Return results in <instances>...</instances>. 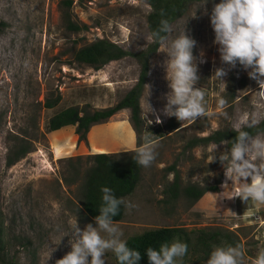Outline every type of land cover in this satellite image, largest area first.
Masks as SVG:
<instances>
[{"label": "rangeland", "instance_id": "1", "mask_svg": "<svg viewBox=\"0 0 264 264\" xmlns=\"http://www.w3.org/2000/svg\"><path fill=\"white\" fill-rule=\"evenodd\" d=\"M0 0V21L8 25L0 34V208L9 237L27 236L33 246H15L22 264L30 263L36 253L38 264H56L71 251L70 241L76 224L83 230L95 220L87 218L81 205L80 185L66 186L62 181L67 159L94 154H120L137 149V135L130 123L131 112L124 110L106 123L94 126L88 144L79 142L76 128L68 127L49 134L36 143L34 152L11 168L6 167L9 138L32 127L33 118L41 131L57 112L78 106L101 110L115 106L135 87L140 66L133 57L112 62L97 71L75 62L76 52L98 39H108L131 53L148 47L151 35L148 15L151 7L145 0ZM207 0L193 4L187 14L172 25L166 43L186 32L197 44L193 48L200 80L196 87L204 91V107L211 115L182 122L163 116L161 110L170 92L163 62L167 53L159 52L151 60L148 84L141 99L142 116L153 123L142 135L155 144L156 159L142 167V179L135 193L125 200L135 205L126 209L117 226L122 239L146 231L184 228L226 230L243 243L245 264H252L264 248V205L231 197L221 187L225 180L219 155L226 144L201 146L186 150L195 137L233 128L242 117L264 119V96L248 71L237 64L223 65L210 15L214 4ZM66 13L72 21L86 26L80 33L67 29ZM207 13V14H206ZM203 53V56L201 55ZM203 59L204 63H201ZM228 69L223 80L211 78L217 68ZM61 94L62 102L54 110L43 107L45 99ZM224 99L226 104L219 105ZM159 113L163 123H155ZM178 128L176 131L171 129ZM264 136V134H261ZM217 155L216 162L209 159ZM171 168H174L173 170ZM178 175L180 189L190 184L209 187L219 184L218 193H207L194 203L182 194L172 201L167 194ZM250 182V179H249ZM101 235H105L101 233ZM15 245V243H14ZM105 264H117L114 253L107 251ZM91 257H89V261ZM183 260V258H182ZM181 262V261H180ZM185 264H192L186 261Z\"/></svg>", "mask_w": 264, "mask_h": 264}, {"label": "clouds", "instance_id": "2", "mask_svg": "<svg viewBox=\"0 0 264 264\" xmlns=\"http://www.w3.org/2000/svg\"><path fill=\"white\" fill-rule=\"evenodd\" d=\"M160 15H165L163 9ZM210 22L215 33L214 43L219 46L221 63L229 69H235L239 64L243 69L250 70L249 78L257 82L260 95L264 96V0H221L214 4ZM172 31L169 21L161 19L152 36L160 45L158 51L167 53L169 57L163 62V67L171 91L164 96L167 103L161 112L163 116L175 117L183 124L211 113L204 107V91L196 87L200 77L194 63L193 48L197 42L184 32L169 46L166 41ZM200 62L206 61L201 59ZM227 74L228 69L220 67L211 78L223 80ZM225 104L224 99L219 100L220 106ZM150 109L156 116L155 123H163L160 114L151 106ZM148 114L142 118L151 125L153 121L148 119ZM257 123L256 119L248 120L246 116L235 123L233 131L237 136L232 140L230 150L220 153L218 159L224 168L225 180L221 185L224 192L230 187L228 182H232L229 199L239 197L246 204L251 201L264 205V136H253L243 130ZM155 159V144L145 136L143 145L134 150L133 160L138 166L150 167ZM216 160L217 155L211 157L208 164ZM101 192L102 204L100 214L95 217L96 226L89 223L81 230L76 224L70 241L71 251L58 259L56 264H105L103 257L107 251L114 253L118 264H139L141 252L131 249L122 239L123 233L113 219L119 215L121 205L126 209L135 205L124 198H117L109 187H102ZM187 251V244L176 239L171 243H161L159 249L149 247L146 254L149 264H178ZM206 264H245L242 246H214ZM252 264H264V248L259 250Z\"/></svg>", "mask_w": 264, "mask_h": 264}, {"label": "trees", "instance_id": "3", "mask_svg": "<svg viewBox=\"0 0 264 264\" xmlns=\"http://www.w3.org/2000/svg\"><path fill=\"white\" fill-rule=\"evenodd\" d=\"M145 1L151 7V12L148 15V29L151 35V42L146 49L138 53H131L108 39H98L80 48L74 56L76 63L97 71L112 62L120 61L126 57L135 58L140 66V74L135 87L120 102L109 108L95 110L90 106L83 108L73 106L63 109L54 114L45 123L43 131L40 130L37 116L35 115L32 127L20 130V132L12 134L9 138L6 157L7 168H11L34 152L36 143L41 139H45L49 134L68 127H75V133L79 137V142L88 144V135L94 126L108 122L124 110H130L131 112L130 123L137 135V148L143 145L142 135L145 122L142 118L141 99L148 84L151 60L160 49L159 43L156 42L152 34L158 29L161 19H167L173 25L187 14L193 4L206 0ZM64 4L70 9L73 2L72 0L66 1ZM161 9L165 13L163 17L160 15ZM64 21L70 32L80 33L84 29H87L86 26L74 23L69 13L65 14ZM7 26L6 22L0 21V34L4 32ZM61 102V94L56 96L51 95L45 99L43 107L47 110H54ZM177 129L173 128L171 130L176 131ZM243 130L248 131L253 136L264 134V119L258 125L250 128L244 127ZM236 136L237 133L233 131V128L220 129L208 136L191 139L186 145V150H193L211 144H226L227 149L230 150L232 140ZM133 155L134 151L120 154H94L86 157L79 156L67 159V167L61 177L62 181L68 187L74 184L80 185L81 205L83 213L87 218L95 220V217L100 214L99 207L102 204V187H109L117 198L126 199L135 193L142 179V166L136 165ZM171 169L173 170L174 168ZM219 186V184H215L201 188L190 184L180 189L177 175L174 183L169 187L167 194L170 195L172 201L177 200L182 194L190 201L196 203L209 192L218 193L220 191ZM125 212L126 208L121 205L119 215L113 218L115 223L121 222L124 219ZM176 239L186 243L188 246L187 254L178 264H185L186 261L192 264H206L214 246H235L239 244L243 248L241 238L230 231L200 229L188 232L184 228L178 227L149 230L129 238L126 242L131 249L141 252L139 264H149L146 254V250L149 247L159 249L161 243H171ZM17 245L22 246L24 249H30L33 246L32 240L27 236L9 237L6 222L0 208V264H22L19 254L13 252L14 247ZM36 257V253H33L30 263L26 264H38ZM114 258L118 264L115 255Z\"/></svg>", "mask_w": 264, "mask_h": 264}, {"label": "crops", "instance_id": "4", "mask_svg": "<svg viewBox=\"0 0 264 264\" xmlns=\"http://www.w3.org/2000/svg\"><path fill=\"white\" fill-rule=\"evenodd\" d=\"M62 130H63V129H62ZM76 136H77V135H76ZM90 138H91V133H89V140H91Z\"/></svg>", "mask_w": 264, "mask_h": 264}]
</instances>
